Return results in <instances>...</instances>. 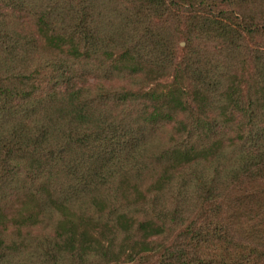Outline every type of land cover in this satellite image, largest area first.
<instances>
[{
	"label": "trees",
	"instance_id": "16d2710c",
	"mask_svg": "<svg viewBox=\"0 0 264 264\" xmlns=\"http://www.w3.org/2000/svg\"><path fill=\"white\" fill-rule=\"evenodd\" d=\"M0 264H264V0H0Z\"/></svg>",
	"mask_w": 264,
	"mask_h": 264
}]
</instances>
